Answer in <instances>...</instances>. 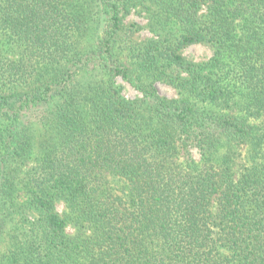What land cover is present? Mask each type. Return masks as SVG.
<instances>
[{
  "label": "trees",
  "instance_id": "trees-1",
  "mask_svg": "<svg viewBox=\"0 0 264 264\" xmlns=\"http://www.w3.org/2000/svg\"><path fill=\"white\" fill-rule=\"evenodd\" d=\"M0 264H264V0H0Z\"/></svg>",
  "mask_w": 264,
  "mask_h": 264
},
{
  "label": "rangeland",
  "instance_id": "rangeland-1",
  "mask_svg": "<svg viewBox=\"0 0 264 264\" xmlns=\"http://www.w3.org/2000/svg\"><path fill=\"white\" fill-rule=\"evenodd\" d=\"M125 22H133L140 26H144L146 24L145 19L141 15H138L137 13H131L130 15H128L127 18L125 19ZM150 36L151 35L146 30H142L135 36V38L141 41L150 38ZM211 55H212L211 49L204 45H193L185 48L182 51V56L185 58L186 61L196 64L207 62L211 58ZM116 82L117 85L120 86L121 93L124 98L129 100L138 97L140 98V94L133 87H131L127 83L122 82L119 79ZM154 87L156 92L162 97H166L169 99L177 97L176 90L166 84L157 82L155 83ZM192 155L194 159L198 160L199 155L197 151L193 150ZM57 211L60 213L64 211V206L61 203L57 204ZM67 233L73 234V229L70 227L67 228Z\"/></svg>",
  "mask_w": 264,
  "mask_h": 264
}]
</instances>
